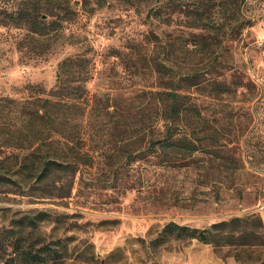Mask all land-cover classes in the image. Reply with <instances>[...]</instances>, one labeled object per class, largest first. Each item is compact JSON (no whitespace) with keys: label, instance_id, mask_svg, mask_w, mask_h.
<instances>
[{"label":"rangeland","instance_id":"374dc122","mask_svg":"<svg viewBox=\"0 0 264 264\" xmlns=\"http://www.w3.org/2000/svg\"><path fill=\"white\" fill-rule=\"evenodd\" d=\"M21 1L0 0V12ZM67 1L75 18L58 25L47 17L43 54L19 28L0 24V108L3 97L47 93L64 58L88 59L94 165L77 173L67 199L31 195L25 183L0 186V261L27 264L12 247L15 221L45 211L51 220L22 240L34 253L49 245V260L38 264H264V0ZM152 8L159 13L149 15ZM233 28L241 35L231 37ZM200 36L215 51L212 61L195 44ZM194 72L211 143L169 161L166 150L149 149L160 135L151 128L160 94L150 92ZM3 109L0 122L12 117ZM3 170L17 177L10 159ZM232 219L241 221L230 226V241L163 233L168 223L203 230Z\"/></svg>","mask_w":264,"mask_h":264},{"label":"trees","instance_id":"16d2710c","mask_svg":"<svg viewBox=\"0 0 264 264\" xmlns=\"http://www.w3.org/2000/svg\"><path fill=\"white\" fill-rule=\"evenodd\" d=\"M75 13L67 0H23L17 3L14 11L4 8V13L0 12V24L9 25L14 29L19 28L24 38H29L34 43L31 51L43 54L40 48H43V39L47 38L48 34L43 32L47 17H52L50 24L60 25L64 21L73 20ZM153 13L158 14V8H152L148 12L149 15ZM250 22L248 21V24ZM233 30L230 33L231 37L241 35L240 29ZM228 35H224V38H228ZM206 39L202 36L197 37L195 43L204 49L201 52L205 61L207 58L211 60L215 52ZM220 57L222 59L220 62H225L226 66L227 57L223 51L219 52ZM88 62L86 58L75 59L68 56L57 64L56 85L47 93L36 89L32 96L22 100L2 98L3 106L7 108L6 113H11L12 117L7 115L0 122L1 187L14 188L13 186L25 183L31 195L42 194L67 199L72 196L77 173L82 167L94 165L93 155L86 144L85 117L89 104L86 101L85 82L89 80L91 71ZM151 66L157 75L160 72V65L152 61ZM201 84L200 76L194 72L189 76L167 81V85H162L163 89L158 92H150L160 94L158 102L153 104L157 120L151 128L158 130L160 135L156 140L150 139L148 142L152 153L159 154L161 150H166L165 155L170 161L176 160L177 157L191 158L195 152L207 150L211 136L208 133L207 116L203 111L204 88ZM152 103L150 102L149 106ZM3 106L0 108V120ZM118 118L120 121L115 124L116 126L121 125L124 118L120 110L116 119ZM7 148L13 150L9 155L4 154ZM6 159H10L16 168L17 177L5 176L3 169ZM56 217L58 216H54V220L58 219ZM49 220L51 215L41 211L33 216H22L15 221L17 229L13 231L16 236L12 247L21 253L24 263L38 264L49 260L47 250L50 247L47 244L39 247L42 251L37 253L31 251L34 247L31 242L22 250V240L27 239L25 236L34 232L38 222ZM240 221L232 219L215 223L209 229L203 230L168 223L164 226L163 233L175 239L196 238L206 243L230 241L234 237L230 226L238 225ZM25 231H28V234H25ZM240 236L247 239L242 234ZM0 264L11 263L0 261Z\"/></svg>","mask_w":264,"mask_h":264}]
</instances>
